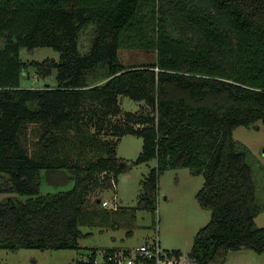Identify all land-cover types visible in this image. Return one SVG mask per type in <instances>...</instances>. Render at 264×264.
Here are the masks:
<instances>
[{
    "label": "trees",
    "instance_id": "1",
    "mask_svg": "<svg viewBox=\"0 0 264 264\" xmlns=\"http://www.w3.org/2000/svg\"><path fill=\"white\" fill-rule=\"evenodd\" d=\"M89 27L91 46L81 53ZM24 47L60 56L24 61ZM136 48L155 59L125 65L120 50ZM33 72L42 80L55 72L56 83L29 86ZM122 97L141 108L125 110ZM258 121L264 0H0V190L30 196L0 204V249L78 250L81 221L113 217L89 199L130 167L117 146L131 134L143 139L132 164L156 161L139 209L154 207L167 169L204 176L197 200L212 214L189 251L197 264L228 250L264 253L252 166L234 139L236 128ZM63 167L75 170L74 186L42 195L41 169Z\"/></svg>",
    "mask_w": 264,
    "mask_h": 264
},
{
    "label": "rangeland",
    "instance_id": "2",
    "mask_svg": "<svg viewBox=\"0 0 264 264\" xmlns=\"http://www.w3.org/2000/svg\"><path fill=\"white\" fill-rule=\"evenodd\" d=\"M92 27L82 32L79 49L85 53L90 49ZM60 54L51 47H39L33 50L21 49L24 61H43L47 58L59 59ZM120 56L127 66L143 64L155 59V52L146 49H121ZM26 81L27 85L41 87L44 81L56 83L55 72L45 80L34 72ZM51 82V83H52ZM141 104L128 97H122V108L137 111ZM237 149L247 152L248 162L256 183V203L258 214L255 218L258 227H264V124L258 121L253 126H240L234 130ZM30 143V144H29ZM32 150L34 143L29 142ZM143 139L135 135H124L117 153L122 166L129 165L112 188L103 189L89 199L88 207H100L113 216L105 221L80 222L83 236L80 247L74 249L41 250L20 249L10 251L0 249V264H76L82 255L93 249L102 252L113 247H136L159 239L161 246L168 250H181L189 253L194 245L198 231L211 219V210L202 207L197 200V192L202 187L204 176L195 174L190 168L167 169L158 180L155 204L150 209H139L138 202L142 193V184L156 161L132 164L142 151ZM63 152V151H61ZM76 161L84 164L89 157L86 153H76ZM91 158V157H90ZM40 193L67 191L74 186L75 170L69 167L43 168L40 172ZM30 196L16 192L0 190V204L7 201L26 200ZM100 198L101 202L94 198ZM104 200L108 204L103 203ZM114 208H117L115 211ZM211 264H264V253L250 248L228 250L218 256ZM222 260V261H221ZM222 262V263H221Z\"/></svg>",
    "mask_w": 264,
    "mask_h": 264
},
{
    "label": "built area",
    "instance_id": "3",
    "mask_svg": "<svg viewBox=\"0 0 264 264\" xmlns=\"http://www.w3.org/2000/svg\"><path fill=\"white\" fill-rule=\"evenodd\" d=\"M103 203L107 205L108 201ZM81 257V264H197L189 253L164 249L159 239L136 247H116Z\"/></svg>",
    "mask_w": 264,
    "mask_h": 264
},
{
    "label": "crops",
    "instance_id": "4",
    "mask_svg": "<svg viewBox=\"0 0 264 264\" xmlns=\"http://www.w3.org/2000/svg\"><path fill=\"white\" fill-rule=\"evenodd\" d=\"M51 82H52V81H51ZM51 82L46 81V80L44 81L45 84H48V83H49V84H54L53 82H52V83H51Z\"/></svg>",
    "mask_w": 264,
    "mask_h": 264
}]
</instances>
